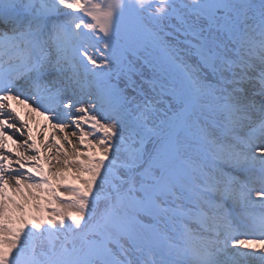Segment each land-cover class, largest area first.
<instances>
[{
	"label": "snow or ice",
	"instance_id": "1",
	"mask_svg": "<svg viewBox=\"0 0 264 264\" xmlns=\"http://www.w3.org/2000/svg\"><path fill=\"white\" fill-rule=\"evenodd\" d=\"M0 264H264V0H0Z\"/></svg>",
	"mask_w": 264,
	"mask_h": 264
},
{
	"label": "bare ground",
	"instance_id": "2",
	"mask_svg": "<svg viewBox=\"0 0 264 264\" xmlns=\"http://www.w3.org/2000/svg\"><path fill=\"white\" fill-rule=\"evenodd\" d=\"M7 147L15 149V145H13L11 141L8 142Z\"/></svg>",
	"mask_w": 264,
	"mask_h": 264
}]
</instances>
